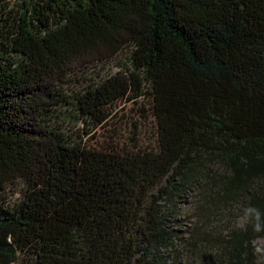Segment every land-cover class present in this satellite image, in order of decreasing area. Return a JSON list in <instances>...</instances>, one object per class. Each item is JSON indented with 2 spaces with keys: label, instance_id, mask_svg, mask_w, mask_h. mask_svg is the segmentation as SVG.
Here are the masks:
<instances>
[{
  "label": "trees",
  "instance_id": "trees-1",
  "mask_svg": "<svg viewBox=\"0 0 264 264\" xmlns=\"http://www.w3.org/2000/svg\"><path fill=\"white\" fill-rule=\"evenodd\" d=\"M9 2L0 264H167L174 239L190 256L210 251L205 264H264V0ZM121 54L124 71L65 88ZM125 96L148 97L154 146L91 144L89 127ZM193 190L187 240L170 218ZM222 217L226 227L211 229Z\"/></svg>",
  "mask_w": 264,
  "mask_h": 264
},
{
  "label": "rangeland",
  "instance_id": "rangeland-1",
  "mask_svg": "<svg viewBox=\"0 0 264 264\" xmlns=\"http://www.w3.org/2000/svg\"><path fill=\"white\" fill-rule=\"evenodd\" d=\"M10 1V6L18 5L20 0H8ZM81 65H79L80 67ZM128 66L127 60L125 59V55L121 54L119 57L108 61H93L91 64L79 68V72L77 75H74L69 82L68 85H65V88L69 91L70 89H76L81 86L83 81H76L75 79L78 76H85V77H95L96 73H99L102 77L108 76L110 74H114L116 71H124L123 67ZM149 100L147 96L141 97H129L125 96L122 99H119L113 102L108 108V121L103 125V127H92L90 126L89 129L91 133L87 136L90 137V143L93 145H98L104 147L105 145H117L119 147L130 146V145H139L140 146H154L155 144V123L150 115L149 111ZM64 127H68V125H63ZM81 124L78 122L76 126L72 128V124L70 127L72 128V135L75 133H80L78 131V127ZM197 193L193 190L190 193L182 194L179 198V202L177 203V207L175 212H172L171 223L174 228L179 229L180 236L184 239L188 240V232L186 230L187 227H193V219L199 220L197 216V201H196ZM198 196V195H197ZM16 196L11 199V202H14ZM235 211V210H234ZM236 212V211H235ZM220 214V213H219ZM225 212H222V216H224ZM220 216V215H219ZM235 222H230V226L235 224L237 227H242L244 225V217L242 216H234ZM226 218L222 217L221 220L215 222L211 229L214 231L223 230L227 225ZM177 223H176V222ZM216 221V220H215ZM225 222V226H224ZM202 225L198 224L197 226ZM210 230V229H209ZM180 242L177 239H174V251L172 252V259L169 258L167 260V264H175V256L181 257L182 261L181 264H205L206 262L204 259H208L209 254L203 255L204 257L200 256H190L189 253L186 252L185 246H180ZM186 249V250H185ZM203 249H198V253H201ZM203 253H205L203 251ZM171 255V256H172ZM199 258L202 259V263Z\"/></svg>",
  "mask_w": 264,
  "mask_h": 264
},
{
  "label": "clouds",
  "instance_id": "clouds-1",
  "mask_svg": "<svg viewBox=\"0 0 264 264\" xmlns=\"http://www.w3.org/2000/svg\"><path fill=\"white\" fill-rule=\"evenodd\" d=\"M245 216L249 217V218H254L256 221H258L260 214H259L258 210L249 207V208L245 209ZM255 227H256V230H260L259 223H257L255 225Z\"/></svg>",
  "mask_w": 264,
  "mask_h": 264
}]
</instances>
